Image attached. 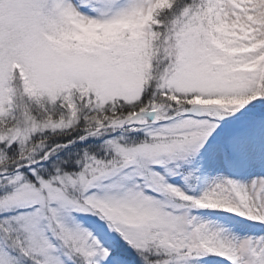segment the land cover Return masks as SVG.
<instances>
[{
	"label": "snow or ice",
	"instance_id": "1",
	"mask_svg": "<svg viewBox=\"0 0 264 264\" xmlns=\"http://www.w3.org/2000/svg\"><path fill=\"white\" fill-rule=\"evenodd\" d=\"M0 264H264V0H0Z\"/></svg>",
	"mask_w": 264,
	"mask_h": 264
}]
</instances>
